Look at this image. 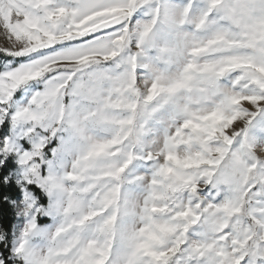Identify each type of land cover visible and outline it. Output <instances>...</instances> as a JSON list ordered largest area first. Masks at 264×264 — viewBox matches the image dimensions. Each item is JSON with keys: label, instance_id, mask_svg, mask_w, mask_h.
Instances as JSON below:
<instances>
[{"label": "snow or ice", "instance_id": "snow-or-ice-1", "mask_svg": "<svg viewBox=\"0 0 264 264\" xmlns=\"http://www.w3.org/2000/svg\"><path fill=\"white\" fill-rule=\"evenodd\" d=\"M0 264H264V0H0Z\"/></svg>", "mask_w": 264, "mask_h": 264}, {"label": "trees", "instance_id": "trees-1", "mask_svg": "<svg viewBox=\"0 0 264 264\" xmlns=\"http://www.w3.org/2000/svg\"><path fill=\"white\" fill-rule=\"evenodd\" d=\"M3 211H4L3 209H0V215H2V214H3Z\"/></svg>", "mask_w": 264, "mask_h": 264}]
</instances>
